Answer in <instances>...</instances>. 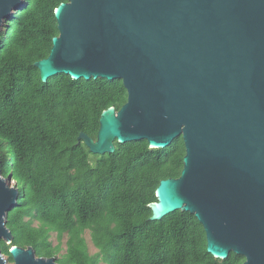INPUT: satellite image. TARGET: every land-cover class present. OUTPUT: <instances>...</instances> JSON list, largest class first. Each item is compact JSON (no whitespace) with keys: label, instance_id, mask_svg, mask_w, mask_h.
Here are the masks:
<instances>
[{"label":"water","instance_id":"1","mask_svg":"<svg viewBox=\"0 0 264 264\" xmlns=\"http://www.w3.org/2000/svg\"><path fill=\"white\" fill-rule=\"evenodd\" d=\"M23 4L0 0V34ZM55 15L59 35L35 63L42 80L122 79L128 91L103 111L97 138L79 141L105 154L117 141L165 148L182 136V173L161 180L152 219L193 213L215 257L264 264V0H68ZM12 182L0 168V264H59L32 246H13V263L4 255Z\"/></svg>","mask_w":264,"mask_h":264},{"label":"trees","instance_id":"2","mask_svg":"<svg viewBox=\"0 0 264 264\" xmlns=\"http://www.w3.org/2000/svg\"><path fill=\"white\" fill-rule=\"evenodd\" d=\"M67 1L24 0L0 34V168L20 193L8 212L13 240H2L4 255L13 263L18 245L59 264H242V255L208 251L193 213L152 219L161 180L182 173V136L165 148L117 141L105 154L79 141L81 132L97 138L103 111L119 110L128 91L122 79L42 80L35 63L49 56L59 35L55 10Z\"/></svg>","mask_w":264,"mask_h":264},{"label":"rangeland","instance_id":"3","mask_svg":"<svg viewBox=\"0 0 264 264\" xmlns=\"http://www.w3.org/2000/svg\"><path fill=\"white\" fill-rule=\"evenodd\" d=\"M12 185H15L14 182H12ZM86 239H87V242H88V245H89V249H90V252L91 253H96L97 252V249L96 247L93 245L92 241H91V237H90V232L87 231L86 232V235H85ZM54 239V242L56 243V240H55V237L53 238Z\"/></svg>","mask_w":264,"mask_h":264}]
</instances>
